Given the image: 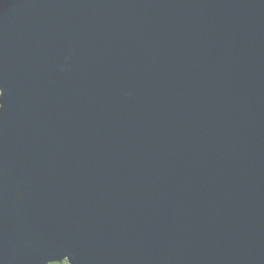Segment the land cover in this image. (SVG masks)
Wrapping results in <instances>:
<instances>
[{
    "label": "water",
    "instance_id": "water-1",
    "mask_svg": "<svg viewBox=\"0 0 264 264\" xmlns=\"http://www.w3.org/2000/svg\"><path fill=\"white\" fill-rule=\"evenodd\" d=\"M264 264V0H0V264Z\"/></svg>",
    "mask_w": 264,
    "mask_h": 264
},
{
    "label": "trees",
    "instance_id": "trees-1",
    "mask_svg": "<svg viewBox=\"0 0 264 264\" xmlns=\"http://www.w3.org/2000/svg\"><path fill=\"white\" fill-rule=\"evenodd\" d=\"M48 264H69V263L66 259H63L61 261L49 262Z\"/></svg>",
    "mask_w": 264,
    "mask_h": 264
}]
</instances>
